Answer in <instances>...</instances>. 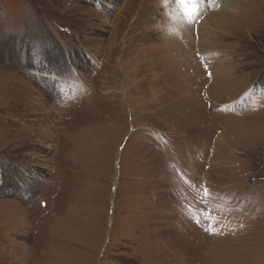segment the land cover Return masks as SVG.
Wrapping results in <instances>:
<instances>
[{"label":"rangeland","instance_id":"obj_1","mask_svg":"<svg viewBox=\"0 0 264 264\" xmlns=\"http://www.w3.org/2000/svg\"><path fill=\"white\" fill-rule=\"evenodd\" d=\"M0 264H264V0H0Z\"/></svg>","mask_w":264,"mask_h":264},{"label":"bare ground","instance_id":"obj_2","mask_svg":"<svg viewBox=\"0 0 264 264\" xmlns=\"http://www.w3.org/2000/svg\"><path fill=\"white\" fill-rule=\"evenodd\" d=\"M200 4H201V3H200ZM214 16H215V15H210L208 18H209V19H211V18H213ZM209 19H208V20H206V23H207L208 25H210ZM203 27H204V26H203ZM200 43H202V44H203V43H206V41H205V40H203V41L201 40V42H200Z\"/></svg>","mask_w":264,"mask_h":264},{"label":"snow or ice","instance_id":"obj_3","mask_svg":"<svg viewBox=\"0 0 264 264\" xmlns=\"http://www.w3.org/2000/svg\"><path fill=\"white\" fill-rule=\"evenodd\" d=\"M181 2L183 3V0H181Z\"/></svg>","mask_w":264,"mask_h":264}]
</instances>
